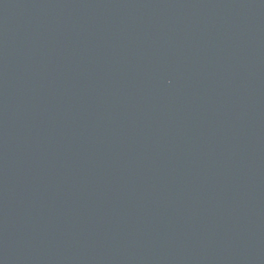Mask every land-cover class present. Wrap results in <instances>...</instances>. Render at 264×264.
I'll list each match as a JSON object with an SVG mask.
<instances>
[{"label":"water","instance_id":"water-1","mask_svg":"<svg viewBox=\"0 0 264 264\" xmlns=\"http://www.w3.org/2000/svg\"><path fill=\"white\" fill-rule=\"evenodd\" d=\"M0 264H264V0H0Z\"/></svg>","mask_w":264,"mask_h":264}]
</instances>
